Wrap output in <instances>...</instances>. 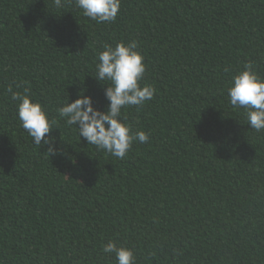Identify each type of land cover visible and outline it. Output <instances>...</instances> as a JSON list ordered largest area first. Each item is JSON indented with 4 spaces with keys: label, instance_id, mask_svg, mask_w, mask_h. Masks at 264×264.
<instances>
[{
    "label": "trees",
    "instance_id": "16d2710c",
    "mask_svg": "<svg viewBox=\"0 0 264 264\" xmlns=\"http://www.w3.org/2000/svg\"><path fill=\"white\" fill-rule=\"evenodd\" d=\"M133 40L156 93L122 109L149 142L118 159L57 109L83 93L106 110L97 54ZM249 61L264 77V0H121L100 24L55 0H0V264H116L109 241L136 264H264V131L227 96ZM9 84L45 106L62 155L32 143Z\"/></svg>",
    "mask_w": 264,
    "mask_h": 264
},
{
    "label": "clouds",
    "instance_id": "9594fccd",
    "mask_svg": "<svg viewBox=\"0 0 264 264\" xmlns=\"http://www.w3.org/2000/svg\"><path fill=\"white\" fill-rule=\"evenodd\" d=\"M57 7L74 5L84 17L96 23H114L118 17L121 0H55ZM138 42H118L114 47L104 45L97 54L94 78L106 85V110L94 107L93 99L83 93L74 102L69 98L57 109L64 123L73 127L79 140L98 151L124 159L134 142L146 144L149 134L142 130L133 132L122 116V109L143 107L154 99L156 89L141 84L146 72L143 55L138 51ZM19 87V85H17ZM11 99L17 102V117L20 126L31 137L35 146L47 147L49 157L63 154V142L57 144L50 133L55 129V120L50 119L45 106L34 102L30 90L14 91L11 84L6 88ZM228 103L234 110H243L247 124L256 132L264 131V77L255 71V62L249 61L232 76L227 89ZM102 252L114 255L116 264H136V257L129 248L109 241Z\"/></svg>",
    "mask_w": 264,
    "mask_h": 264
}]
</instances>
